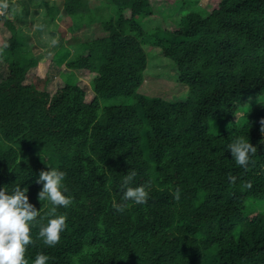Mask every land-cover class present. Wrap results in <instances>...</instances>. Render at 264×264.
I'll return each instance as SVG.
<instances>
[{"label": "trees", "instance_id": "trees-1", "mask_svg": "<svg viewBox=\"0 0 264 264\" xmlns=\"http://www.w3.org/2000/svg\"><path fill=\"white\" fill-rule=\"evenodd\" d=\"M211 1L205 17L198 0L168 14L151 0H63L73 32L101 24L102 34L67 62L94 75L91 99L73 72H62L54 91L47 78L29 83L38 60L0 15L11 34L0 45V189L27 188L45 225L51 205L38 200L41 171H64L74 199L57 209L68 225L57 246L38 238L39 223L31 228L28 264L38 253L47 264H264V0ZM104 8L107 21L96 16ZM168 19L174 28L163 25ZM154 50L177 68L186 99L140 92ZM237 137L257 148L247 170L228 148ZM130 170L133 187L151 182L150 198L117 212Z\"/></svg>", "mask_w": 264, "mask_h": 264}, {"label": "rangeland", "instance_id": "rangeland-1", "mask_svg": "<svg viewBox=\"0 0 264 264\" xmlns=\"http://www.w3.org/2000/svg\"><path fill=\"white\" fill-rule=\"evenodd\" d=\"M198 1L204 10L203 16L206 17L209 15L214 2L212 3L211 0ZM2 2H5V0H0V3ZM6 2L9 4V8L3 15H6L8 21L17 25L22 35L21 39L25 42V45L29 46L38 60V67L30 72L27 81L30 83L36 76L39 79L47 78L48 87L54 91L57 83L61 82V73L63 72L66 75L64 78H68V75L73 72L76 82L87 92L88 99H91L93 96L92 80L94 75H89L86 71L71 70L67 62L81 53L82 49L79 48V44L90 41L92 38L102 34L101 24L85 25L73 32L69 28L71 26V18L67 15L63 0H47L49 5L45 4L43 0H34V4H30L29 0H6ZM53 2L57 4L55 5ZM90 3L93 7L98 6L99 3L105 5V0H90ZM151 3L156 9L168 14L177 5L180 6L181 0H151ZM49 7L50 9H48ZM108 13V10L104 8L99 13H96V16L98 19L107 21L109 20ZM164 13L161 15H164ZM161 15H159L158 19L146 20L144 28L149 29L159 24ZM174 17L179 18L180 16L177 13ZM87 19L88 16H86ZM6 23L5 19L0 21V45H2V41L11 36ZM163 25L168 28H174L171 19H168ZM54 41L55 43H53ZM62 46L69 47L68 51H70V54L67 51L66 55H64L66 56L64 62L59 65L56 63L55 57L62 51ZM150 56L146 80L140 92L148 96H157L165 99H186L188 88L179 83V73L174 64L163 57L158 50H154L153 54L150 52ZM120 101L111 100L107 103L118 104ZM244 112V110H240L236 116H241Z\"/></svg>", "mask_w": 264, "mask_h": 264}, {"label": "clouds", "instance_id": "clouds-1", "mask_svg": "<svg viewBox=\"0 0 264 264\" xmlns=\"http://www.w3.org/2000/svg\"><path fill=\"white\" fill-rule=\"evenodd\" d=\"M9 8L6 2L0 3V15H3ZM55 43V41L53 42ZM8 47L7 44L4 45ZM264 125V120L261 121ZM264 132V127L261 128ZM229 151L235 163L245 170L251 164L254 166L252 157L257 155V148L249 140L243 137H237L228 145ZM47 171H41L36 184H42V191L38 193L39 201H48L51 205L47 216V224L42 223L41 211H37L35 206L29 203L26 195L28 189L18 185L9 193L5 188L0 189V264H28L25 258L26 246L34 245L35 241L30 236L31 228L39 223L38 238L43 241L47 247H55L61 241V233L68 225L67 216L57 214L59 207L68 208L74 202L73 197L66 196L68 188L64 181L66 173L57 168H48ZM137 176L135 170H130L123 176L121 184L122 201L114 205L117 212H123L128 206V202L136 205H146L150 198L151 182L133 187V181ZM229 181L235 183L236 177L229 175ZM243 187L250 189V182H246ZM176 201L180 200L181 192L177 188L173 194ZM40 218V220H38ZM50 257L38 253L34 264H47Z\"/></svg>", "mask_w": 264, "mask_h": 264}]
</instances>
